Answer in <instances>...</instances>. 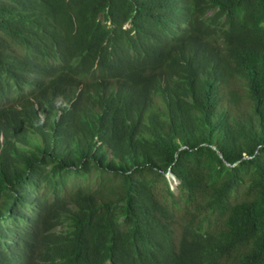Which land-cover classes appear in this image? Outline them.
Returning a JSON list of instances; mask_svg holds the SVG:
<instances>
[{"label": "trees", "instance_id": "1", "mask_svg": "<svg viewBox=\"0 0 264 264\" xmlns=\"http://www.w3.org/2000/svg\"><path fill=\"white\" fill-rule=\"evenodd\" d=\"M0 130V264H264V0H0Z\"/></svg>", "mask_w": 264, "mask_h": 264}, {"label": "clouds", "instance_id": "2", "mask_svg": "<svg viewBox=\"0 0 264 264\" xmlns=\"http://www.w3.org/2000/svg\"><path fill=\"white\" fill-rule=\"evenodd\" d=\"M72 81L61 84L58 88H51L50 96L45 100L51 107L55 118L69 117L78 110L97 105V89L85 77L73 74ZM95 100V103H93ZM37 107V105H35ZM17 108L20 105H16ZM0 135L3 136L0 130Z\"/></svg>", "mask_w": 264, "mask_h": 264}, {"label": "rangeland", "instance_id": "3", "mask_svg": "<svg viewBox=\"0 0 264 264\" xmlns=\"http://www.w3.org/2000/svg\"><path fill=\"white\" fill-rule=\"evenodd\" d=\"M166 176H167V178L169 180L171 188L175 189L178 181L168 172L166 173Z\"/></svg>", "mask_w": 264, "mask_h": 264}, {"label": "water", "instance_id": "4", "mask_svg": "<svg viewBox=\"0 0 264 264\" xmlns=\"http://www.w3.org/2000/svg\"><path fill=\"white\" fill-rule=\"evenodd\" d=\"M172 176H173V174L172 173H170ZM174 177V176H173Z\"/></svg>", "mask_w": 264, "mask_h": 264}]
</instances>
